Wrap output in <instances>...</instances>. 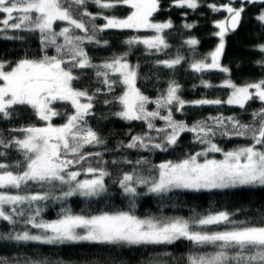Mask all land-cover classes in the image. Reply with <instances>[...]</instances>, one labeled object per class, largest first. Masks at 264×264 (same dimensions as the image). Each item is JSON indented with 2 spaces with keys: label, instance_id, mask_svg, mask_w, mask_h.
Segmentation results:
<instances>
[{
  "label": "snow or ice",
  "instance_id": "snow-or-ice-1",
  "mask_svg": "<svg viewBox=\"0 0 264 264\" xmlns=\"http://www.w3.org/2000/svg\"><path fill=\"white\" fill-rule=\"evenodd\" d=\"M236 2L227 0L217 5L202 4L201 0H172L169 8H187L194 12L206 6L213 12L223 10L228 14L225 19L215 22L218 31L214 35L220 39L218 46L204 59L191 63L193 70L230 73V69L219 62L225 48L224 38L239 26L246 11L245 5H264V0H238L239 7H234ZM89 4L100 11L95 14L88 11ZM118 6H128L132 11L123 18L116 14L104 15L103 10ZM160 10L161 0H0V13L6 14L0 19L3 25L0 31L23 29L38 32L44 53L38 58L25 55L15 61L0 59V119L12 120L19 116L18 108L27 107L40 121L45 122L44 126L32 124L11 129L10 138H5L0 131V147L5 149L0 151V158H5L7 150L13 148L22 156L14 165L0 162V220L13 225L11 231L0 233V242L16 246L90 244L109 246L118 253L125 249L140 248L143 251L152 246L175 245L186 240L196 249L212 248V251H190L186 257L187 264H264V212L257 213L258 219L240 220L235 219L236 212L228 210L208 212L192 218L141 217L135 214L136 201L144 196H155L164 201L173 199L177 190L200 192L246 186L264 187V106L252 113L253 122L249 124L240 123L234 116H211L189 125L173 115V108L176 112H182L186 105L224 103L244 108L253 99L264 102V79L242 86L226 79L220 85L231 89L226 100L201 98L195 101L182 99L178 94L180 85L170 81L166 92L152 100L136 86L139 65L133 66L128 62V52L100 64L92 62L84 45H101L97 34L106 30L152 29L155 35L143 38L133 36L125 43L129 46L143 44L148 50L157 52L169 48L164 32L174 25L171 19L154 22L153 17ZM98 18L105 21L103 25L95 23ZM256 19L264 24V9L260 10ZM57 22H66V26L57 31L54 28ZM182 27L192 29L196 25L184 23ZM58 37L63 38V43L57 42ZM108 43L103 40V46ZM184 43L196 46L199 40L193 37ZM50 46H55L56 55L47 54ZM256 47L264 54V43ZM183 60L184 57L178 55L157 63L174 69ZM256 63L264 67V60ZM77 70L80 71L77 73ZM85 70H94V78L103 87L90 90L88 81L92 77ZM82 78L84 82L74 87V82ZM118 83L124 86L120 95L102 101L98 99L102 91L113 93ZM201 83L205 87H214L207 81ZM56 101L69 102L72 111L56 110L52 106ZM98 103L109 106L118 104L120 110L109 115L129 124L133 121L144 122L147 129L136 134L128 129L125 133L127 143L123 140L117 142L111 151L118 158L110 162L102 159V152L85 151L90 146L107 144L100 132L88 123L89 118L94 117V108ZM149 104H155V109L149 111ZM162 109L166 110L165 115L161 114ZM58 116L65 117V122L54 125L52 120ZM157 119L163 120L165 126L157 128ZM153 131L157 133L156 136L151 134ZM185 132L195 133L196 141L207 147L194 154H186L175 162L167 160L159 164H153L144 155H138L133 160L126 154L130 150L137 153L166 152L179 146L181 134ZM11 133L20 135L12 136ZM216 135L246 137L251 142L225 151L213 142ZM157 139L159 142H156ZM218 152L223 153V159L208 158L209 153ZM109 163L114 166L115 178L112 171L101 166ZM76 166L79 167L73 170ZM82 172L90 178L79 179ZM106 178H111L112 185L118 187L119 195L127 198V211H101L84 215L63 208L57 219L46 221L41 216L42 209L33 207L50 198L66 201L77 196L86 200L110 197L112 193ZM30 182L42 188L47 185L53 190L59 187L60 195L19 191ZM19 223L24 227L17 231L15 225ZM95 256L100 257V253ZM169 256L171 253L165 252L154 254L147 260L142 257L140 264H165L162 257ZM0 264H116V259L111 253L101 258L86 256L79 261L53 259L51 254L37 248L33 249L31 255H0ZM119 264L128 262L121 259Z\"/></svg>",
  "mask_w": 264,
  "mask_h": 264
},
{
  "label": "trees",
  "instance_id": "trees-1",
  "mask_svg": "<svg viewBox=\"0 0 264 264\" xmlns=\"http://www.w3.org/2000/svg\"><path fill=\"white\" fill-rule=\"evenodd\" d=\"M227 0H201L202 4H224ZM172 0H161V10L158 11L154 17V22H163L171 19L173 22L172 29H166L164 32L165 39L170 45L169 48L162 51L148 50L143 44H136L129 46L125 43L126 40L133 36L150 37L155 35L152 29H123V30H106L103 33H98L97 38L101 39V45L85 44V48L92 57V62L95 64L103 63L110 60L113 56L121 55L128 52V62L138 68V79L136 86L141 91L149 96L150 99L155 100L157 96L164 94L169 86L170 81H175L180 85V92L178 93L182 99L186 101H195L201 98L207 99H221L226 100L230 95L231 89L221 87L220 85L226 79H231L236 85H243L245 83L256 82L264 79V67L257 64L259 60H264L257 45L264 43V24L256 19L260 10L264 9V5L247 4L246 11L242 14V22L236 32H229L226 34L225 48L220 58V63H223L230 69V73H223L219 70H212L206 72H197L193 70L190 65L196 60L204 59L210 52H212L219 44V37L214 33L218 31L215 24L216 21L223 20L228 15L226 11L213 12L206 6L197 8L194 12L187 8L170 7ZM234 7H239V2L233 4ZM88 11L97 13L100 11L96 6L89 4ZM167 9V10H166ZM132 9L128 6H118L115 9L103 10L104 15L116 14L121 18L130 14ZM6 14L0 13V19L4 18ZM14 21H10L12 23ZM105 21L98 18L95 23L103 25ZM184 23H194L196 27L192 29H185L182 27ZM66 26V22H57L54 28L59 31L60 27ZM3 25L0 24V29ZM79 34V32H77ZM6 36L20 37L19 39H5ZM199 40L196 46H189L184 43L190 38ZM103 40L109 43L103 46ZM58 43H63V38L58 37ZM43 45L41 44L40 34L38 32H27L23 29H8L7 31H0V59H7L11 61L18 60L27 55L29 58H38L43 55ZM194 48V50H193ZM48 55H56L55 46L47 48ZM184 57L181 64L174 69H168L157 61L166 59H173L176 56ZM210 62V60L208 61ZM80 70H77V73ZM90 77L88 83L90 90L96 87H103L99 81L93 76L94 70H85ZM118 75V74H117ZM115 78V76L113 77ZM201 81H207L214 87H205ZM81 81L74 82V87H79ZM122 84L115 86L113 93L101 92L98 97L99 100L111 99L113 96H118L123 90ZM264 106V102L258 99L249 101L244 108L237 105L219 104V105H186L182 112H176L173 108L174 118L183 120L189 125L196 121L205 120L211 116L236 117L240 123L249 124L253 122L252 113ZM149 111L155 109V104L147 106ZM55 109L58 111L68 110L72 111L69 102H57ZM120 106L113 104L111 106L98 103L94 108V117L89 118L88 123L97 129L102 137L107 141L105 146L88 147L85 151L102 152L104 153L102 159L104 161H111L117 159V156L112 154L111 150L115 149L118 141L123 140L127 143L125 133L128 129H132V134L146 131L144 122L133 121L130 124L120 119L109 115L110 112L119 111ZM18 117L12 120L0 119V131L4 133L5 138H10V130L27 125L44 126L45 122L40 121L27 107H20L17 109ZM161 114L165 115L166 110H161ZM54 124L60 125L65 122V117L58 116L53 119ZM157 128L165 126L163 120H155ZM231 132V129L229 128ZM156 136L154 131L151 133ZM12 136H19V133H11ZM162 135V134H161ZM156 142H159L157 139ZM213 142L218 144L225 151L232 150L237 147L248 145L250 138L240 137L235 135L221 136L216 135ZM207 145L201 144L195 139V133L185 132L181 134L179 146L169 148L168 151L140 152L130 150L128 157L136 159L138 155L147 156L153 164L172 160L177 161L184 158L186 154H194L202 151ZM107 149V150H106ZM0 151H5L0 147ZM8 155L5 158H0V162L15 164L17 160L22 159L20 153L14 148L7 150ZM222 152L209 153L208 158H221ZM203 160V157L200 158ZM107 167L109 171L113 172V178L116 173L114 166L111 163L101 165ZM79 166L73 168L76 170ZM124 170H128L125 168ZM80 177H90L83 172ZM106 183L110 185L112 195L100 200H86L82 197H71L66 201H57L55 199H48L34 204L33 207H40L42 209L41 216L44 220L56 219L61 214L63 208H70L73 213L77 214H98L101 211H127V198L119 195L118 187L112 185L111 178H106ZM66 189V186L64 190ZM13 192L17 190H11ZM19 191L28 193L49 192L50 196H57L60 193L59 187L55 190L45 185L43 188L40 185L32 184L31 182L22 187ZM135 214L138 216L154 215L157 217H173L182 216L185 218H192L196 215H204L208 212H215L220 210H228L236 212L235 219H247L256 217L257 213L264 212V187L246 186L240 188L228 189H213L211 191H188L177 190L176 196L171 200L161 201L155 196H144L136 201ZM22 219V218H21ZM24 227L22 223L15 225L17 231ZM13 229V225L6 221L0 220V233H7ZM215 230V229H213ZM39 249L45 254H51L53 259L63 258L65 260L79 261L86 256L93 258H101L103 255L111 253L115 256L116 264H119L121 259H124L128 264H140L141 258L147 260L149 257L157 253H171L169 257H162L165 264H187V254L190 251H212L211 247L203 249H196V246L191 242L182 240L175 245L152 246L146 250L140 248H133L131 250H121L116 252L109 246H99L90 244H76V245H35L27 244L16 246L8 242H0V255L3 256H22L24 254L31 255L33 249ZM100 253V257L95 254ZM183 258V259H181Z\"/></svg>",
  "mask_w": 264,
  "mask_h": 264
},
{
  "label": "rangeland",
  "instance_id": "rangeland-1",
  "mask_svg": "<svg viewBox=\"0 0 264 264\" xmlns=\"http://www.w3.org/2000/svg\"><path fill=\"white\" fill-rule=\"evenodd\" d=\"M15 15V14H14ZM220 62V61H219ZM222 66H226V65H224L223 63H220ZM227 67V66H226ZM237 86H242V85H237ZM57 102H65V101H56V102H53V107L55 108V104L57 103ZM55 118V117H54ZM53 118V119H54ZM52 123L54 124V122H53V120H52ZM54 125H56V124H54ZM214 159H223V155H222V157L221 158H214ZM85 178H88V177H79V179H85ZM90 178V177H89ZM66 190V189H65ZM58 195H60V193H58L57 194V196ZM75 214H77V213H75ZM142 217V216H141ZM57 219V218H56ZM51 220H55V219H50V220H46V221H51Z\"/></svg>",
  "mask_w": 264,
  "mask_h": 264
},
{
  "label": "water",
  "instance_id": "water-1",
  "mask_svg": "<svg viewBox=\"0 0 264 264\" xmlns=\"http://www.w3.org/2000/svg\"><path fill=\"white\" fill-rule=\"evenodd\" d=\"M241 22H242V19H241ZM241 22H240L239 26L237 27V29L234 30V31H232V32H236V31L239 29V27H240V25H241Z\"/></svg>",
  "mask_w": 264,
  "mask_h": 264
}]
</instances>
